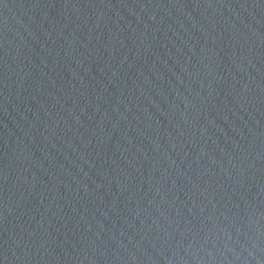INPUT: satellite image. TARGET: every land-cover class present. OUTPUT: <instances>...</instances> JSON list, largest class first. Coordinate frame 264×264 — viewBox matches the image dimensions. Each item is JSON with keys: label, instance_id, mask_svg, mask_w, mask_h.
<instances>
[{"label": "water", "instance_id": "1", "mask_svg": "<svg viewBox=\"0 0 264 264\" xmlns=\"http://www.w3.org/2000/svg\"><path fill=\"white\" fill-rule=\"evenodd\" d=\"M0 264H264V0H0Z\"/></svg>", "mask_w": 264, "mask_h": 264}]
</instances>
